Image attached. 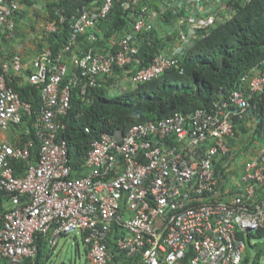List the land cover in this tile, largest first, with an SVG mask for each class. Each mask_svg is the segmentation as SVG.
I'll list each match as a JSON object with an SVG mask.
<instances>
[{
    "label": "built area",
    "instance_id": "1",
    "mask_svg": "<svg viewBox=\"0 0 264 264\" xmlns=\"http://www.w3.org/2000/svg\"><path fill=\"white\" fill-rule=\"evenodd\" d=\"M22 2L0 0V30L15 31ZM114 2L93 0L71 23L65 48L57 54L44 49L26 73L28 82L42 86V105L34 122L40 141L38 160L31 162V138L17 145L0 142V191L10 197L0 217V264L27 260L35 264L37 236L45 237L55 249L62 237L76 233L82 234L92 264H119L109 249L115 226L119 251L130 259L140 258L142 264H178L189 254L190 264H242L246 240L239 234L247 237L264 228V196L258 195L264 185V152L244 164L240 191H227L226 199L215 162L232 150L234 115L244 119L253 107L251 96L264 95V73L245 75L244 88L214 102L210 110L177 112L134 125L122 141L102 135L92 143L87 175H77L69 163L67 142L58 136L65 127L61 117L71 108L73 88L81 78H87L85 87H96L99 77L138 62L140 33L153 30L160 16L145 7L116 52L102 54L91 48L74 53L82 34L90 31L89 40L98 39L93 29L108 16ZM184 22L185 18L178 21ZM46 24L49 32L57 30L55 21ZM72 52L73 77L65 83ZM180 59L161 52L148 67L129 75L130 84L158 79L178 66ZM27 70L19 54L0 64L3 130L22 125L31 113V103L7 83L11 72L22 76ZM17 161L27 165L22 175L16 173Z\"/></svg>",
    "mask_w": 264,
    "mask_h": 264
},
{
    "label": "trees",
    "instance_id": "2",
    "mask_svg": "<svg viewBox=\"0 0 264 264\" xmlns=\"http://www.w3.org/2000/svg\"><path fill=\"white\" fill-rule=\"evenodd\" d=\"M24 1L29 4V0ZM92 2L93 0H50L47 7L48 21H55L57 24V30L47 35V46L53 53L57 54L65 48L71 35V23L84 8L91 6ZM168 3L170 4L167 0H115L108 16L99 21L93 29L98 39L91 42L90 31L82 34L73 52L80 53L91 48L102 54L116 52L119 50L121 38L133 28L135 20L143 13L145 7L160 13L159 17L166 21L167 26L176 27L178 31L181 26L178 21L187 16V11L184 7L181 8V3L165 9L163 5ZM223 3L231 15L219 20L214 26L197 29L195 43L180 57L179 65L167 70L160 78L138 84L120 94H112L110 91L115 79H123L138 69L148 67L159 53L164 52L166 41L160 37L154 26L153 30L140 33L138 62L125 68H116L112 74L99 77L96 87H85L87 78L80 79L78 85L73 88L71 108L61 117L65 127L58 136L67 142L69 163L77 175H85L82 171L92 143L102 135L114 136L120 129L127 132L134 125L159 121L177 112L190 114L198 109L210 110L214 102L226 99L235 89L242 86L244 88L242 78L245 75L264 73V0H224ZM73 52L68 54V59ZM73 70L71 69L65 83L73 77ZM10 79L7 77L8 85L20 94L23 101L32 105L31 113L24 116L22 125L16 126L22 130V143L28 138L33 140L31 162L36 163L40 141L35 133L34 122L42 105V86L31 83L20 85L18 79ZM251 102L253 107L246 115L260 111L257 133L262 136L264 95L253 94ZM244 120L245 118L240 119L238 115H234L235 125H242ZM240 129L244 131L243 126ZM27 130L30 131L29 136L25 134ZM14 163L17 175H22L26 163ZM219 167H216V170L221 179L225 174L224 168ZM259 193L263 194L261 197L264 196V187ZM9 198L0 191V217L9 206ZM114 230L116 232L109 237V249L115 261L119 264L122 260L142 264L140 258L130 259L119 251L116 246L118 228L115 226ZM239 236L248 242L250 237L263 238L264 228L248 233L247 237L243 234ZM36 244L38 255L35 264H44V252L49 242L39 235ZM252 247L256 249L254 258L251 261L246 255L242 264L262 263L264 244L263 248H259V244ZM190 257L191 254L178 264H190ZM24 264L32 262L27 260Z\"/></svg>",
    "mask_w": 264,
    "mask_h": 264
},
{
    "label": "crops",
    "instance_id": "3",
    "mask_svg": "<svg viewBox=\"0 0 264 264\" xmlns=\"http://www.w3.org/2000/svg\"><path fill=\"white\" fill-rule=\"evenodd\" d=\"M37 1L44 4V12L48 13L47 6L50 3V0H29V4L24 1L20 10L15 16L17 23L15 31L11 33L7 28L0 30V64L6 60H9L13 55L19 54L23 57L25 65L28 66L27 72L25 71L22 76H17L13 72H11V74L8 76L11 78L10 80L13 78L18 79V83L20 85L25 83L27 74L32 71L33 60L44 49L49 48L47 46V35L49 31L47 27L46 29L45 26L43 27L42 22L39 21L36 23L37 19L33 16L31 11L32 7ZM216 1H219L220 3ZM223 2L224 0H174L173 3H168L169 5H163V7L166 9L169 6L176 7L181 3V8L184 7L187 11L185 22L181 26L179 25L180 28L178 31L176 27L167 26L166 21L161 17H158L155 20V27L158 31V34L166 41L164 51L179 57L184 56L185 52L195 43L197 29L214 26L219 20L228 18L231 15ZM28 19L30 22H28ZM159 23H161L160 26H158ZM21 25L23 27H21ZM27 25L29 27H27ZM161 27L163 29H161ZM68 61L70 69H73L74 63L71 58L68 59ZM259 114L260 111L250 113L245 116V120L242 125H236L235 135L230 140L232 146L231 154L225 158L223 155H220L216 159L215 166H222L224 168L225 177H221V183L223 186V199L227 198L226 192L229 190L231 194L238 193L240 191V173L242 172L244 164L248 160L257 157L259 154L264 152L262 136L257 133V124L260 121L258 118ZM241 126L244 127V131L243 129H240ZM22 140V130L18 126L12 125L7 130L0 128V142H7L12 145H17L20 144ZM241 155H245L246 159L242 162H239V157ZM235 161L239 162V168L236 167ZM89 173L90 169L85 166L82 174L87 175ZM263 187L264 185H261L258 189V195L260 197L263 194L259 193V190ZM78 234L81 233H76V238ZM85 248L89 264H92V261L89 258L88 248L86 246ZM50 251L51 250L46 249L44 252L46 254L44 258V264H54ZM121 264L134 263L127 260H122Z\"/></svg>",
    "mask_w": 264,
    "mask_h": 264
},
{
    "label": "rangeland",
    "instance_id": "4",
    "mask_svg": "<svg viewBox=\"0 0 264 264\" xmlns=\"http://www.w3.org/2000/svg\"><path fill=\"white\" fill-rule=\"evenodd\" d=\"M167 1H169L171 4L174 0H167ZM216 2H219V1H216ZM44 10H45L44 4L38 1L31 9L33 16L36 17L37 19L36 23H38L39 21L42 22L43 27L45 26V29H46L48 13L44 12ZM28 22H30L29 19H28ZM160 24L161 23H159L158 26H160ZM21 27L23 26L21 25ZM27 27L29 26L27 25ZM161 29L163 28L161 27ZM25 83H28L27 79H25ZM113 84L114 85L110 86V91L112 94H120L122 93V91L129 90L130 88L133 87V85L130 84L129 75L124 76L123 79H121V77L115 79V82ZM245 159H246V156L241 155L239 157V162H242ZM239 162L235 161V165L238 168L240 165ZM245 242H246V248L244 251V257L248 255L252 261L256 253V249L253 248L252 246L255 244H259L260 246L259 248H263L262 245L264 244V237L263 238L250 237V242H248L247 239ZM83 243L84 242L82 240L81 234H78L77 238L75 234H71V235L62 237L60 244L54 249V251L53 249H51L50 245L47 247V249L51 250L50 252L52 254V261L54 264H89V261L87 258V252L85 248L86 245ZM261 262H262L261 264H264V256L261 258Z\"/></svg>",
    "mask_w": 264,
    "mask_h": 264
},
{
    "label": "water",
    "instance_id": "5",
    "mask_svg": "<svg viewBox=\"0 0 264 264\" xmlns=\"http://www.w3.org/2000/svg\"><path fill=\"white\" fill-rule=\"evenodd\" d=\"M124 134H125L124 130L120 129L117 131V133L114 135V137L117 141H122Z\"/></svg>",
    "mask_w": 264,
    "mask_h": 264
}]
</instances>
